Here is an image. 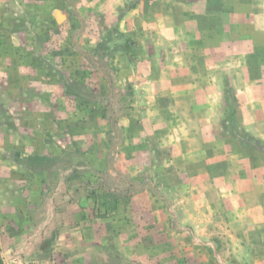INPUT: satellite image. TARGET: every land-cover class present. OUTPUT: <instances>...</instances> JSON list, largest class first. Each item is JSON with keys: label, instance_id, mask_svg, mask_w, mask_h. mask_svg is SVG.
<instances>
[{"label": "rangeland", "instance_id": "1", "mask_svg": "<svg viewBox=\"0 0 264 264\" xmlns=\"http://www.w3.org/2000/svg\"><path fill=\"white\" fill-rule=\"evenodd\" d=\"M115 1L0 0V32L14 30L18 34L15 41L23 53L18 59L24 64V69L0 74V158L26 163L27 158L32 161L40 155L62 156L71 177L54 199L49 192L54 185L50 179L53 171L43 163L20 167L28 175L27 184L10 183L8 170L0 166V207L9 209L14 201L24 202L36 189L39 200L34 199L35 210L45 204L51 207L73 202L77 195V222L92 223L88 237L92 236L94 247L65 248L54 258V264H102L91 256L98 246L110 254L108 264H264V233L242 224V212L224 194L227 185L196 181L201 174L210 175V180L220 178L224 163L209 167L204 160L203 165L197 166V161L194 167L184 166L173 159L167 147L142 136L140 139L133 120L132 127H126L123 147L114 151V170L141 184L152 182L158 193L146 189L113 206L111 196L129 187L124 179L115 188L113 180L104 183L99 178L105 174V156L115 139L108 130L107 109L120 117V109L128 105L125 94L130 88L117 92L114 103L109 104L103 73L82 54L98 58V45L105 44L106 53L116 58L117 71L110 72L112 79L126 82V67H135L138 53L131 55L124 50L123 40L115 33ZM108 33L110 39L106 41ZM232 105L238 110L237 102ZM234 134L238 137L237 132ZM9 142L25 149H2V144ZM231 148L235 154L243 150L252 156L258 154L254 162L264 166V151L248 150L241 140L240 146L233 142ZM71 162L77 165L75 174ZM63 172L60 169L58 173ZM250 175L264 178V170ZM202 185L215 190L214 197L204 195ZM26 188L29 192H24ZM107 200L113 206L112 214L95 213L98 204ZM6 220L10 215H0V221ZM95 226H105L109 237L95 231ZM86 249L91 250L90 255ZM3 260L0 257V264Z\"/></svg>", "mask_w": 264, "mask_h": 264}, {"label": "crops", "instance_id": "2", "mask_svg": "<svg viewBox=\"0 0 264 264\" xmlns=\"http://www.w3.org/2000/svg\"><path fill=\"white\" fill-rule=\"evenodd\" d=\"M128 1L116 0L113 4L117 9L115 27L138 45L135 67H126L124 84L113 80V73H110L117 71L116 58L105 59L114 89L110 95L106 81L108 103H114L117 92L130 88L125 94L128 105L120 109V117L109 108L115 116L119 137L108 124V130L115 139L105 156V174L99 176L104 183L113 180L115 188L124 179L129 187L125 192L117 190V194L111 196V201H115L113 206H118L123 199L129 200L136 194H142L146 189L158 193L152 182L141 184L114 170L113 159L117 156L114 151L123 147L126 127H132L130 120H133V126L139 127L137 134L140 139L142 136L167 147L173 159L184 166L194 167L197 161L199 166L204 160L209 167L224 163V174L220 178L214 176L210 180V175L201 174L196 181L227 185L224 194L242 212V224L264 233V178L250 175V172L264 170V166L254 162L253 158L258 154L252 156L244 150L235 154L231 148L233 142L240 146L243 133H250L264 142V0H188L184 3L141 0L117 22L118 10L123 9ZM17 36L14 30L0 32V74L4 76L6 71L24 69L22 60L18 59L23 53L15 41ZM106 50H96V53L104 54ZM226 91L239 105L235 112L237 127L234 129H230L228 121L223 125L229 111ZM9 143L2 144V149H25ZM43 156L62 159L57 168L50 169L54 185L50 186L49 192L51 198L56 199L70 177L66 167L68 163L62 156L40 155L32 161L27 158L26 163L21 159L0 158V166L8 170L6 176L10 183L20 181L27 184L28 175L20 167H37L40 163L38 157ZM70 165L75 174L77 165L72 162ZM59 167L64 170L61 174L58 173ZM34 179L37 180V177ZM243 185L247 189L244 190ZM132 186H137L136 190L131 191ZM202 187L204 195H208L209 199L214 197L215 190ZM24 192H29V189H24ZM33 192L26 201L11 203L9 209L0 207V215H10V220L0 221V230L4 231L0 235L3 264H54V258L60 256L61 250L66 251L65 248L94 247L90 239L92 236L89 234L88 237L92 223L83 225L81 221L77 222L80 214L76 205L77 195L73 202L51 207L45 204L35 210L34 199L39 200V190ZM76 192L79 193V190ZM200 193L198 191L197 195ZM32 195L35 198L31 199ZM98 205L100 207L95 209V213L112 214L113 206L109 200ZM196 205L199 206V203ZM95 228L104 238L109 237L105 226ZM106 241L104 246L108 245ZM98 247L91 256L99 263L108 264L110 254L103 253V249ZM86 250L90 255L91 250ZM10 253H16V256H9Z\"/></svg>", "mask_w": 264, "mask_h": 264}, {"label": "trees", "instance_id": "3", "mask_svg": "<svg viewBox=\"0 0 264 264\" xmlns=\"http://www.w3.org/2000/svg\"><path fill=\"white\" fill-rule=\"evenodd\" d=\"M141 1V0H130L128 2H126L124 4L123 9L118 10L117 12V17L116 20L117 22H119L122 17H124V15L129 12L132 8H134L137 3ZM179 2H186L188 0H176ZM115 33L118 34L119 38L123 40V44L122 47L124 50H126L127 52H129L131 55H134L135 53H137L138 48H137V43L134 42L132 39L124 36L123 34H121L117 28L115 29ZM107 40L109 41L110 37H109V33L107 34ZM106 46L105 44H100L98 45L97 51L98 52H102L104 50H106ZM82 56L84 57V59L90 64L92 65L94 68L100 70L103 75L104 78L106 79V81L108 82V92L110 93V95H112V93L114 92V89L111 86V77L109 75V69L106 66L105 63V59H108L110 57L113 56V54L110 53H106L104 52V54H100L98 56V58L94 59L91 55L88 54H82ZM129 92V91H128ZM226 95H228V110L229 113L227 115L226 118H224L223 120V125L225 126V121H228L231 125H233L234 127H237L236 121H235V112L237 111L235 109V107L232 105V103H236V100L234 99L233 96L228 94V91H226ZM107 112L109 113V117H108V124L110 126V130L112 132H114V134L119 137L118 132L115 129V124H116V119L114 114L112 113L111 110L107 109ZM241 144L244 148L248 149V150H260V151H264V142L252 137L251 135H242L241 136ZM40 164L43 163V165L47 168V169H54L57 168L58 165L61 163L60 158L58 157H52V158H47L45 156L43 157H38ZM153 187V186H152ZM155 190V189H154Z\"/></svg>", "mask_w": 264, "mask_h": 264}]
</instances>
